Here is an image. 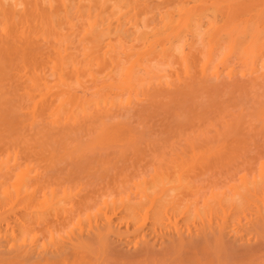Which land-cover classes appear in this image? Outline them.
<instances>
[{
  "label": "bare ground",
  "instance_id": "1",
  "mask_svg": "<svg viewBox=\"0 0 264 264\" xmlns=\"http://www.w3.org/2000/svg\"><path fill=\"white\" fill-rule=\"evenodd\" d=\"M203 2L0 0V264H264V159L213 173L250 145L239 106L163 154L199 87L264 86V40L204 32Z\"/></svg>",
  "mask_w": 264,
  "mask_h": 264
},
{
  "label": "rangeland",
  "instance_id": "2",
  "mask_svg": "<svg viewBox=\"0 0 264 264\" xmlns=\"http://www.w3.org/2000/svg\"><path fill=\"white\" fill-rule=\"evenodd\" d=\"M191 1V5H193L192 4V2L194 3V5H195V3L198 1V3H200L201 1L203 2V3H201V6H202V8L199 6V13H200V15H201V17H199V20H200V18H201V24H202V26H201V24H200V27H202V28H200L201 30L203 29V28H205V27H207V24H208V22L210 21L211 22V24H208V27H213L212 29H211V27L208 29L209 31H210V33H215V35H218V37H216V38H218V39H220V41H222V42H224V41H226L227 39L229 40V34H230V32L231 33H233L235 36L236 35H238L237 36V38L239 37V39L241 40L242 39V41L244 40V41H246V44H247V41L250 39V38H253V37H256V38H259V39H257V41H258V43H260V41H262V40H264V3H263V1L262 0H254V2H253V4H252V1L253 0H242V1H244V2H240V0H222L223 2H221V0L219 1L220 3H218V0H190ZM195 1V2H194ZM234 1V2H233ZM238 1V2H237ZM250 1V2H249ZM207 2V3H206ZM217 2V4H215ZM225 2H229V3H225ZM232 2V3H231ZM236 2V3H235ZM261 3V4H256V3ZM212 3V4H211ZM213 3H214V5H213ZM223 3H225V4H223ZM231 3V4H230ZM234 3V4H233ZM245 3V4H244ZM251 3V4H250ZM203 4V5H202ZM208 4V5H207ZM210 4V5H209ZM222 4V5H221ZM256 4V5H255ZM263 4V5H262ZM213 5V6H212ZM217 5V7L219 8V10H218V8L217 7H214V6H216ZM225 6V8H224V6ZM231 5V7L229 8V6ZM233 5H235V6H233ZM242 5V6H241ZM246 5V6H245ZM256 6V7H253V6ZM262 5V6H261ZM211 6V7H210ZM221 6V7H220ZM228 6V7H227ZM214 9H213V8ZM236 7H237V9H236ZM257 7H258V9H257ZM260 7V8H259ZM262 7V8H261ZM205 8H207V9H205ZM209 8V9H208ZM221 8H223V9H221ZM248 8V9H247ZM256 8V9H255ZM203 9V10H202ZM215 10V11H213V10ZM225 9V10H224ZM231 9V10H230ZM234 9V10H233ZM260 9H261V13H260ZM207 10V11H206ZM229 12V13H227V11ZM240 10V11H239ZM205 11V12H204ZM211 11V12H210ZM232 11H234V12H232ZM237 11L239 12V13H237ZM250 11V12H249ZM259 11V13L260 14H258L257 12ZM204 12V13H203ZM217 12H218V14H219V16H221L220 18H219V16H218V14H217ZM225 12V13H224ZM234 14L235 13V15H233L232 13ZM249 12V13H248ZM209 13V14H208ZM246 15H245V14ZM251 13V14H250ZM262 13H263V15H262ZM210 14H212L211 16H210ZM228 14H230L229 16H228ZM245 15L244 17L243 16H241V15ZM231 15H232V17H231ZM249 15V16H248ZM252 17H254V18H251V16ZM262 15V16H261ZM210 18H209V17ZM215 16V17H214ZM226 16H227V18H226ZM241 16V17H240ZM203 17V18H202ZM207 17V18H206ZM234 17H235V19H234ZM239 17V18H238ZM209 18V19H208ZM215 18V19H214ZM226 20V21H224V19ZM228 18H229V21H230V24L231 25H229V23H228ZM230 18H232L231 20H230ZM204 19V20H203ZM208 19V21L206 22V20ZM223 19V20H222ZM242 19V20H241ZM244 19L246 20V22H244ZM251 19V20H250ZM255 19V20H254ZM212 20V21H211ZM218 20V21H217ZM220 20V21H219ZM239 20H241V21H239ZM256 20H257V22H256ZM203 21V22H202ZM204 21H205V23H204ZM235 21V22H234ZM209 22V23H210ZM218 22H220L219 24H218ZM243 22L245 23V25H243ZM252 22V24L254 23V25L252 26V24H250ZM255 22L257 23V24H255ZM203 23H204V25H203ZM214 23H215V26H213L214 25ZM247 23V24H246ZM224 24V25H223ZM249 24V25H248ZM240 25H241V27H240ZM243 26H245V27H243ZM260 26V27H259ZM207 27V28H208ZM216 27V28H215ZM225 29H224V28ZM240 27V29H243V30H240V29H238ZM243 27V28H242ZM246 27H248V28H246ZM252 27V28H251ZM256 27L258 28V30H259V34L257 33V34H255L256 32H258L257 30H256ZM219 28H222V29H219ZM234 28V29H233ZM253 28H255V30L253 29ZM263 31V33H262V31H260V29ZM246 29V30H245ZM247 29H248V31H251V32H247ZM250 29H252V30H250ZM206 30V29H205ZM230 30V31H229ZM231 30H234L233 32L231 31ZM203 31H204V29H203ZM207 31V30H206ZM206 31H204V32H206ZM209 31H207L208 33H209ZM213 31V32H212ZM238 31V32H237ZM240 31V32H239ZM245 31V32H244ZM256 31V32H255ZM206 32V33H207ZM221 32V33H220ZM227 32V33H226ZM246 32H247V34H246ZM252 32H255L254 34L256 35H252L251 37H250V34H252ZM229 33V34H228ZM242 33V34H241ZM262 33V34H261ZM151 34V33H150ZM220 34V35H219ZM223 34V35H222ZM227 34V36L225 37L224 35H226ZM241 34V35H240ZM249 34V35H248ZM149 35V34H148ZM244 38H243V37ZM260 36V37H259ZM187 37H189L190 38V35H187ZM225 37V38H224ZM191 38H192V36H191ZM223 38V39H222ZM237 38H235V40L237 39ZM248 38V39H247ZM262 38V39H261ZM226 39V40H225ZM247 39V40H246ZM227 40V41H228ZM240 40L238 41H236L237 43L238 42H240ZM226 41V42H227ZM240 42V43H238V45L239 44H241V43H245V42ZM237 43H236V45H237ZM264 43V42H263ZM246 44H243L242 45V47H244ZM262 44V43H261ZM238 45L236 46L237 48L235 49L236 50V52H235V55H234V52L232 53V55H231V57H234V56H237V52L241 49V48H239L238 47ZM241 46V45H240ZM237 49H238V51H237ZM241 51V50H240ZM239 51V52H240ZM234 55V56H233ZM263 55H264V51H263ZM243 83V84H242ZM246 83V84H245ZM223 84H227V85H219V86H215L216 88H215V90L213 89V91H212V88H214V86H212V85H210L211 86V90H210V87H208L209 85L207 84V88H204L203 86H201V87H199V88H201V89H197L196 90V92H195V94H193V95H191L190 96V98L188 97V98H186L187 100V104H189V105H191L190 107H191V109H189V113H190V111H198V108H200L201 107V105H203L204 104V102H205V106H207V107H209L208 109H205V108H207V107H202L203 109V112L205 111L206 113L205 114H203V112H202V116L204 117V115H206L208 118H207V120L206 119H204L203 120V122H201L202 120L200 119V120H198V119H196V118H198V117H200V115H201V113H199L198 112V114H197V112L195 113H193V112H191L190 114H192V115H190V114H188L187 113V108H188V106H187V108L185 109V112H186V114H183V115H185V116H183L182 115V117L183 118H181L180 117V122H182L183 120L185 121L187 118H189V120L191 119V116H192V119L190 120V121H188V119H187V121H183L182 123H185V124H182V127H184V128H182L181 127V124H180V129H179V126H177L178 127V129H177V127L175 128L177 131H181L182 130V133H183V135H184V132H185V135L187 134V136L189 135V136H193L194 135V132H193V130L195 131V136L194 137H197L198 136V138H200L199 136H201V138H202V136H206V135H210V134H213V131H215L214 129L216 128V129H219V130H221V128H223V126H222V122L223 121H225V122H223L224 123V128L223 129H226L227 127H226V123H228L227 121H230V119L233 121V117H235V115L237 114V111H236V108L239 106V108H237V110H239V112L240 111H242V114H244V116H241L244 120V123H243V121H242V119H241V121H242V123H243V125H242V128H240L241 127V123H238V127H237V129L239 130L238 132L239 133H241V131L243 130V134L244 135H246V136H244V138H243V134L241 133L240 135L242 136V138L244 139V140H246L247 141V143L248 142H250L249 144V146H248V149H247V151L249 152V153H246V156L248 157L249 155H254V157H257L258 158V156L257 155H259L258 153H260V155H259V157L261 158V159H264V131H263V127H262V123L261 122H258V121H256L257 119H256V117H254L253 115H252V113L250 114V113H246L245 114V112H249V111H254V109H252V107H254L255 109L258 107V103H260V102H263L264 103V98H262V97H264V95L262 94V92L264 93V86H262V85H259L260 87H258V84H255V83H252V82H239V83H237L236 85L235 84H232V85H228V83H223ZM234 85V86H233ZM257 86V87H256ZM203 87V88H202ZM209 88V89H208ZM203 89V90H202ZM216 89H218V90H216ZM258 90H260V91H258ZM214 92V93H213ZM261 95H260V94ZM212 94V95H211ZM259 97H258V96ZM263 95V96H262ZM198 96V97H197ZM238 98V101H237V98ZM216 100H215V99ZM259 100H258V99ZM211 99V100H210ZM217 99H218V101H217ZM234 99L236 100V102L234 101ZM255 99V100H254ZM188 100H190V101H188ZM199 100V102H197ZM207 100H208V102H207ZM260 100H262V101H260ZM191 101H194V102H191ZM226 101H230L229 103L228 102H226ZM231 101L233 102L234 101V103H231ZM202 102V103H201ZM214 102H218L217 104L216 103H214ZM240 102V103H239ZM255 102V103H254ZM200 103H201V105H200ZM209 103L211 104V106L209 105ZM212 103H214V105H215V108H214V105H212ZM230 105H228V104ZM235 103H236V105H235ZM257 103V104H256ZM263 103H260V104H263ZM195 104H197L196 105V107H197V109H196V107L194 106ZM199 104V105H198ZM226 104H227V106H226ZM240 104H242V105H240ZM209 105V106H208ZM219 105V106H218ZM231 105H235V106H231ZM256 105V106H255ZM204 106V105H203ZM223 106V107H222ZM237 106V107H236ZM243 106V107H242ZM189 107V108H190ZM195 107V109H193ZM218 107V108H217ZM244 109V107H245V111L242 109V108ZM212 108H214V111L215 112H218V113H220V114H218V113H215L214 111H213V109ZM217 108V109H216ZM227 112H225L223 109ZM226 108V109H225ZM228 108H229V110L231 111H229L228 110ZM231 108H233L232 110H231ZM248 108V109H247ZM201 109V108H200ZM211 110L212 109V111H213V113L212 112H207L206 110ZM219 109V110H218ZM242 109V110H241ZM209 110V111H210ZM224 111V112H223ZM244 111V112H243ZM235 113V114H233V115H230L231 113ZM229 113V114H228ZM241 113V112H240ZM188 114V116H186ZM194 114H196V115H198L196 118H194L195 116H193ZM200 114V115H199ZM218 114V115H217ZM225 114H226V116H227V119H223V120H220V119H222V117L220 116V115H223V118H226V116H225ZM248 114H250V115H252V116H250V115H248ZM212 116H216V117H212ZM203 117H202V119H203ZM220 117V118H219ZM251 117H252V120H251ZM254 117V118H253ZM186 118V119H185ZM217 118H219V120L217 119ZM247 118V119H246ZM250 118V119H249ZM182 119V120H181ZM212 122H210V121ZM196 121V122H195ZM206 121L208 122L207 124H206ZM222 121V122H221ZM249 121H251V123L249 122ZM254 121V122H253ZM258 122V124L256 123V122ZM179 122V123H180ZM205 122V123H204ZM187 123H189V124H187ZM197 123V124H196ZM215 123V124H214ZM247 123H248V126H249V128H248V126H246L247 125ZM254 123V124H253ZM255 123H256V125H255ZM260 123H261V131H260ZM204 124V126L202 127V125ZM187 125V126H186ZM191 125H193L195 128H193V126H191ZM213 125H215L214 127H213ZM256 126V128L255 127H253V126ZM208 128H207V127ZM252 126V127H251ZM226 127V128H225ZM246 127H247V129H246ZM257 127L259 128V129H257ZM192 129V132L193 133H191V129ZM211 128H213V129H211ZM240 128V129H239ZM244 128V129H243ZM185 129V130H184ZM199 129H200V131H199ZM210 129V131L208 132V130ZM222 129V130H223ZM237 129H235V135H239V133L237 132ZM246 129V130H245ZM175 130V131H176ZM189 130V131H188ZM198 130V131H197ZM206 131V133H204L205 131ZM212 130V131H211ZM241 130V131H240ZM256 130H257V132L258 133H261V134H258V133H256ZM259 130V131H258ZM203 131V132H202ZM224 131V130H223ZM222 131V132H223ZM226 131V130H225ZM245 131V132H244ZM246 131H248V132H246ZM252 131V132H251ZM257 134V135H255L254 134V132ZM263 131V132H262ZM199 132H201L200 134H199ZM234 132V131H233ZM232 132V133H233ZM245 133H247V134H245ZM252 134L253 133V135H249V134ZM178 134H180V133H178ZM191 134V135H190ZM197 134V135H196ZM202 134V135H201ZM227 134V133H226ZM226 134H224L225 136H227ZM182 134L180 135V137H179V135H176V136H174V138L172 137V138H170V143H164L163 145H164V151L166 152H164L163 154L164 155H166V154H170L169 152H171L170 150L171 149H173V148H176V149H179V148H181L182 146H183V144H181V143H183L182 142V139H185L186 138V136L184 135L183 136ZM230 134H228V137H230L229 136ZM239 135V136H240ZM248 135V136H247ZM255 135V136H254ZM183 138H182V137ZM251 136V137H250ZM254 136V137H253ZM263 136V137H262ZM166 137V136H165ZM236 137H238V136H236ZM177 138H181L180 140H176ZM240 138V137H239ZM250 140H248V139ZM162 139H164V137H162ZM251 139H252V141H253V139H254V141L253 142H251ZM173 140H175L177 143H173V142H175V141H173ZM171 142L173 143V145L171 144ZM255 142H256V144H255ZM253 143L256 145V146H253ZM167 144V145H166ZM169 145V146H168ZM171 145L173 146V148H171L169 151H168V149L171 147ZM179 145H182V146H179ZM257 146H259L260 148H261V150L263 149V151H261L260 150V148H258ZM168 147V148H167ZM253 147H255V149L253 148ZM257 147V148H256ZM146 148V147H145ZM148 148H150V147H147L146 149H144V151L147 153V154H145V155H148V156H151V155H153L154 153L152 152V149L150 148L149 150H147ZM165 149H167V150H165ZM151 150V151H150ZM258 150V152H256V154H255V151H257ZM148 151H150V152H148ZM241 151V150H240ZM247 151H245V152H247ZM260 151V152H259ZM245 152L243 153V150L241 151V152H239V153H237V155L239 156H241V158H240V156L238 157V156H236L235 155V158H234V156L233 157H231V159L232 160H228V162L226 163L228 166H227V168H229V169H227V171L225 170L226 169V164H225V166H223V168H221V169H216L213 173L215 174L214 176L215 177H218V175L219 174H221V172L223 173L224 172V174L225 173H227L228 175L225 177L224 175L222 176V174H221V176H219L221 179H220V182H221V180H223V182H224V179L226 180H228V178L229 179H231V178H234V176H236V174L238 173V172H240V171H237L238 169H248V167H249V170H251V168L253 167V166H256L255 164H257L256 162H258V160H257V158H256V160H255V158L253 159H250L251 161H249V157L247 158L248 160H245L244 158L242 159V155L243 154H245ZM242 153V154H241ZM151 154V155H150ZM248 154V155H247ZM256 155V156H255ZM169 155H167L166 156V158H169L168 157ZM245 155H243V157H244ZM245 156V157H246ZM165 157V156H164ZM251 157V156H250ZM239 159V160H237V159ZM259 158V159H260ZM234 159V160H233ZM240 159H241V161L242 162H244L243 164H245V162H246V165H249L250 163H252L253 161L252 160H254L255 162H253V166H251L252 164H250L249 166H247V168H245L246 166L245 165H243V164H241L240 165V163H242V162H240ZM245 160V161H244ZM231 161H233V162H231ZM238 161V163L237 164H235V162H237ZM249 161V162H248ZM248 162V163H247ZM255 163V164H254ZM238 165H240L241 167L239 168L238 167ZM230 166L232 167V168H230ZM243 166H244V168H243ZM225 167V168H224ZM233 167H234V170H233ZM230 170V171H229ZM236 170V171H235ZM241 170V171H242ZM219 173H218V172ZM231 171H233V173L231 172ZM216 173H218V174H216ZM217 175V176H216ZM218 177V178H219ZM222 182V183H223Z\"/></svg>",
  "mask_w": 264,
  "mask_h": 264
}]
</instances>
